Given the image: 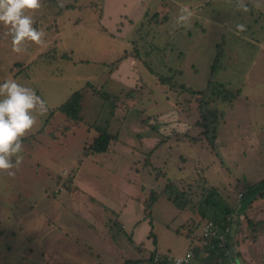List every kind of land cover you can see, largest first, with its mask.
Listing matches in <instances>:
<instances>
[{
	"label": "rangeland",
	"instance_id": "obj_1",
	"mask_svg": "<svg viewBox=\"0 0 264 264\" xmlns=\"http://www.w3.org/2000/svg\"><path fill=\"white\" fill-rule=\"evenodd\" d=\"M242 2L248 12L240 0H42L29 14L44 43L25 42L21 53L0 25V84L14 79L46 103L33 112L15 175L0 173V264H147L155 251L172 264L210 242L187 237L201 236L206 220L220 233L208 219L223 209L248 258L264 264V196L246 188L264 192V0ZM183 5L194 15L181 24ZM222 39L211 81L236 95L225 103L200 94ZM135 46L193 93L160 85ZM76 91V121L52 112ZM99 129L117 134L108 151L81 158ZM166 179L195 183L192 205L180 211L161 197L148 213L143 201ZM199 210L208 218L200 227Z\"/></svg>",
	"mask_w": 264,
	"mask_h": 264
},
{
	"label": "trees",
	"instance_id": "obj_2",
	"mask_svg": "<svg viewBox=\"0 0 264 264\" xmlns=\"http://www.w3.org/2000/svg\"><path fill=\"white\" fill-rule=\"evenodd\" d=\"M245 6L249 7V4L246 3ZM223 41L224 40L222 39L221 42L216 45L215 56H214V60L212 62V67L210 69V79L207 83L206 88L203 90L204 92L201 91L200 94L203 96L208 95L209 98H213L214 101L225 103V102H230L236 95H234L233 92H230L228 89H226L222 84H213L211 81V78L218 71V69L220 67V61H222L225 57V54L222 51V46L224 44ZM135 48H136V54L134 57L139 58L140 57L139 50L136 46H135ZM47 57H50V56L48 54H46V52H45L43 54L38 55L37 59L43 60V59H46ZM42 60H40V61H42ZM139 60H140V62H142V64L144 66L147 67V70L149 71V73L153 74L157 78V81L160 85H167L170 88L176 87L180 90V93H183V92L193 93V91H191L190 89L185 87L183 84L176 85L175 84L176 82H174V80L171 76H165V75H160V74L156 73L154 71V69H152L151 67L148 66L146 61L141 60V57L139 58ZM15 66H17V64ZM18 68L20 70H25V68L22 66H18ZM176 72L181 74L180 71H176ZM106 98H109V95H107ZM80 100H81V92L76 91V92L72 93L67 98V100L63 103V105L56 107L55 109L52 110V112L62 111L67 117H70L74 121H76L78 119L77 113L79 110V101ZM203 100L204 99H202L201 103H200L201 108H203L204 105L207 104V101H203ZM214 116H215V114H214ZM204 118H205V116H204ZM64 130H67V128L63 129V133H64ZM116 135L111 134L108 131V129L97 130V136L95 138H93L92 142L90 144L84 145L83 150H82V154H81V158L85 159L92 153L93 154H102L104 152H107L108 148H109V143L116 137ZM156 148H157V146L154 147V149H156ZM152 151H150L146 155V157L148 159L150 158ZM147 164L150 166V161ZM160 177L165 178L166 175L164 172L157 169L155 171V178L158 179ZM69 184H70V182H69ZM70 185H69V187H66V188L69 189ZM62 186H65V183H63ZM194 186H195V183L194 184L188 183L187 180H182V181L176 182V181H172L170 179H166V183H165L164 188L161 191H150L147 198L143 201V204H144L146 210L148 211V213H150V209L152 208V206L157 202V200L159 198L163 197L169 203H171L177 210L184 211V209L188 205H190V204L192 205V203H193V197H192L193 193L192 192H193ZM246 188H247V192H249V194L258 193L259 197L264 196V192L258 191L257 185H251V186L247 185ZM141 191L145 192V189L141 188ZM245 206H246V204H245ZM245 206L244 207L241 206V209L242 208L245 209L246 208ZM231 213H232V210L223 209L221 212V214H222L221 216L218 215L216 217L215 212H214L212 217H211L212 219H208L205 217L204 213L199 210V213L196 215V217L201 218V220H199L196 223V225L198 227H200L203 224L202 222L203 221L205 222L206 219L216 221V223L219 225L218 227L220 229V232L224 233V229L227 227L229 229V227H230V224H231V222H229L230 219L228 220L226 218ZM215 218H217V219H215ZM206 222H207V220H206ZM114 223H115L114 225L116 226V224H117L116 221ZM253 225H255V223ZM175 232L178 233L179 230H176ZM229 233H230V231H228L225 234V236L227 237V241L223 247L220 246L221 240H219L217 238V236L210 238V240H209L210 242L208 241L209 243L206 244V246H205V250L208 252V254L205 257V259L203 260V263H201V264H239V262L237 261V253H235L233 250H231L228 246L229 240H230L229 239L230 238ZM189 235L190 234L187 233V237L190 239L191 243L198 242L202 238V235L201 236L200 235L195 236V237H190ZM187 252H191V251H187ZM187 252H185V253H187ZM224 253H227V255H224ZM192 255H193V253H192ZM176 257H178V256H176ZM193 258H194L195 264L200 263L199 261L196 260V258L194 256H193ZM136 262L137 261H129L128 262L126 260L123 264H134ZM141 262H142V260H140V263ZM168 262H169V260H168ZM145 263H147V264H166V260L162 259V261H160L158 259V253H156V251H155L150 255L149 259L145 260Z\"/></svg>",
	"mask_w": 264,
	"mask_h": 264
},
{
	"label": "clouds",
	"instance_id": "obj_3",
	"mask_svg": "<svg viewBox=\"0 0 264 264\" xmlns=\"http://www.w3.org/2000/svg\"><path fill=\"white\" fill-rule=\"evenodd\" d=\"M42 0H0V25L5 29V35L11 36L12 51L21 53L25 42L37 45L44 43V32L34 27V18L29 13L40 9ZM238 10L248 12L242 0ZM194 13L186 5L180 7L178 21L181 24L190 22ZM239 31H244V25H237ZM0 173L7 172L13 177L23 162L22 139L36 124L33 112L39 106L40 114L46 111V103L36 95L34 89L22 86L14 79L0 84ZM12 157H16L15 163Z\"/></svg>",
	"mask_w": 264,
	"mask_h": 264
},
{
	"label": "crops",
	"instance_id": "obj_4",
	"mask_svg": "<svg viewBox=\"0 0 264 264\" xmlns=\"http://www.w3.org/2000/svg\"><path fill=\"white\" fill-rule=\"evenodd\" d=\"M248 186H251V185L249 184ZM241 197L243 198V196H241ZM242 207H244V206H242ZM248 208H251V205H249ZM247 220L251 221L248 218H247ZM255 225H256V223H255ZM229 231H230V233H229V237L230 238L229 239L231 240V242L233 243V245H234V247L236 249L235 253H237V261L239 262V264H241V261H243L246 264H254L253 261L251 259H249L248 256H247L246 250H247L248 247L246 246V240H241V237L239 236L240 232L238 231V232H234L233 233L230 230V227H229ZM242 238H244V235L242 236ZM253 240L254 241L257 240L256 236L253 237ZM190 250L193 253V256L196 259H198L197 261L200 262L198 264L203 263V260L205 259V257L208 254V252L205 250V247L195 246V247H192V249H190ZM177 256H181V255H177Z\"/></svg>",
	"mask_w": 264,
	"mask_h": 264
},
{
	"label": "built area",
	"instance_id": "obj_5",
	"mask_svg": "<svg viewBox=\"0 0 264 264\" xmlns=\"http://www.w3.org/2000/svg\"><path fill=\"white\" fill-rule=\"evenodd\" d=\"M241 195V194H240ZM242 196V195H241ZM240 196V197H241ZM229 231L228 227L226 228V230H224V233L220 232V233H216L215 230L213 229L212 223L210 221H207L204 224V227L202 229V236L203 238H212L217 236V238L219 240H221L220 242V246L223 247L227 241V237L225 236V234ZM172 264H195L194 263V258L191 252H187L182 256H178L175 257L172 260Z\"/></svg>",
	"mask_w": 264,
	"mask_h": 264
}]
</instances>
